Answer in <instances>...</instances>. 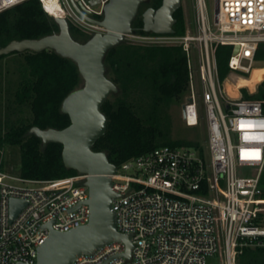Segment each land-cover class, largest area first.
<instances>
[{"label":"built area","instance_id":"2783aa9c","mask_svg":"<svg viewBox=\"0 0 264 264\" xmlns=\"http://www.w3.org/2000/svg\"><path fill=\"white\" fill-rule=\"evenodd\" d=\"M26 1L0 0V13ZM39 1L54 19L92 35L105 31L81 16L71 0ZM73 1L91 12L92 19L102 20L103 0H98V10L88 0ZM216 6L212 26L205 0H196L195 35L135 36L140 43L182 46L190 78L184 120L194 127L203 118L201 110L205 112L208 155L188 146H166L117 167L111 177L117 195L112 211L118 231L131 236V257L124 256L123 242H113L74 264H207L215 255H220L221 264H238L245 247L264 248V226L258 223L264 216V102L232 100L223 88L216 58L220 46L232 47L231 72L253 71L264 45V0H217ZM237 168H254L256 175L239 177ZM87 178L13 177L1 171L0 158V264H37L51 231L68 233L86 226L91 218ZM12 200L27 202L14 220Z\"/></svg>","mask_w":264,"mask_h":264},{"label":"trees","instance_id":"16d2710c","mask_svg":"<svg viewBox=\"0 0 264 264\" xmlns=\"http://www.w3.org/2000/svg\"><path fill=\"white\" fill-rule=\"evenodd\" d=\"M161 2L150 0L148 6L157 9ZM144 8L133 24L134 34L156 37L143 31ZM174 18L177 21L175 34L168 37H184L186 27L181 9ZM70 30L74 40L80 43L93 36L73 24H70ZM58 32L54 18L43 10L39 0H28L0 13V49L13 41L38 40ZM231 54L232 47L228 46H220L216 52L222 82L231 73L228 65ZM13 55L23 57V78L11 93L14 96L12 109L18 112L29 107L32 118L23 119L19 124L13 122L0 137V146H20L21 177L24 179L44 181L78 176V172L65 167L61 144L51 143L43 149L41 139L35 135L28 136L33 127L63 130L70 126V118L62 113L61 108L66 97L83 86L77 65L54 51L15 52L0 57V61ZM256 60H264V45L260 46ZM105 65L107 76L118 87L119 93L112 95L102 107V113L108 120L107 133L96 143L94 152H106L110 163L117 167L166 146L194 147L204 157L199 144L172 139L170 107L175 100L186 97L190 88L187 57L182 46L136 43L126 39L108 53ZM263 79L264 69H255L249 79L238 78L237 86L230 85L228 90L232 95L241 87H249L253 91ZM242 98L264 102V81L255 94L242 89ZM261 187L264 190V171ZM237 261L238 264H264V248L245 247Z\"/></svg>","mask_w":264,"mask_h":264},{"label":"water","instance_id":"95a60500","mask_svg":"<svg viewBox=\"0 0 264 264\" xmlns=\"http://www.w3.org/2000/svg\"><path fill=\"white\" fill-rule=\"evenodd\" d=\"M71 1L81 16L105 31L80 43L72 37L68 21L54 19L58 33L38 40L13 41L0 49V57L15 52L54 51L72 60L83 79V86L68 95L62 104L61 111L69 116L70 126L63 130L33 127L28 136L35 135L41 139L43 149L51 143L61 144L65 167L88 176L84 185L90 192L87 204L91 218L86 226L68 233L51 231L39 249L37 264H74L77 258L93 255L113 242H123L127 246L124 255L127 259L133 250L131 236L118 231L116 214L112 211V202L117 195L112 190L111 177L116 175L117 166L110 163L106 152H94L93 148L107 133L108 120L102 113V107L112 95L119 93L118 87L107 76L106 57L112 49L134 35L133 24L148 0H103L106 2L104 15L98 21L92 19L93 14L86 11L81 3ZM181 7L182 0H162L157 10L147 9L142 14L143 31L157 36L174 35L177 22L174 15ZM238 51L239 47H236L234 53ZM188 103L192 104L193 100L188 99ZM26 205L25 201L12 200L11 220ZM48 227L51 228V224Z\"/></svg>","mask_w":264,"mask_h":264},{"label":"rangeland","instance_id":"374dc122","mask_svg":"<svg viewBox=\"0 0 264 264\" xmlns=\"http://www.w3.org/2000/svg\"><path fill=\"white\" fill-rule=\"evenodd\" d=\"M88 2L95 8L100 9V2L98 0H88ZM206 11L209 22L213 26L215 22L216 15V0H205ZM182 13L184 15L186 34L195 35L197 30L195 27V16H196V0H182ZM133 36L127 38L131 42L140 43L137 38ZM136 39V40H135ZM23 57L19 55L9 56L8 58L0 61V137L3 136L8 130L9 126L13 122L17 124L21 123L23 119H31L32 114L29 107H23L22 110L16 112L13 110L12 103L14 101V93L23 78ZM247 65V63H244ZM264 68V60L257 61L254 66L255 69ZM253 70V71H254ZM252 76V71L250 74L242 73H230L227 79L222 82L223 88L227 91L228 96L233 99L237 97H242V89H247L249 94H255L257 92L259 84L256 85L255 89L252 91L249 87H241L237 90L235 95H232L228 86L236 87L238 84V78L249 79ZM198 81V76H197ZM185 98L180 100H175L169 110L171 121H172V139L174 141H181L187 143H197L199 144L205 153L208 155L207 151V133H206V123H205V112L201 110L200 116L203 117L199 124L194 127H188L183 117V105L185 104ZM224 106V103H223ZM185 146V145H183ZM179 147V146H178ZM190 147V146H188ZM194 148V147H192ZM0 158H1V171L9 176L20 177L21 176V161H22V151L20 146H13L5 144L0 146ZM237 175L239 177H255L256 169L254 168H237ZM259 225L264 226V216L258 222ZM207 264H221L220 255L212 256L208 259Z\"/></svg>","mask_w":264,"mask_h":264},{"label":"bare ground","instance_id":"6f19581e","mask_svg":"<svg viewBox=\"0 0 264 264\" xmlns=\"http://www.w3.org/2000/svg\"><path fill=\"white\" fill-rule=\"evenodd\" d=\"M257 69V68H256ZM264 69V68H263ZM254 70V69H253ZM252 73H253V71H252ZM264 81V79L260 82V83H262ZM259 83V84H260ZM189 117H190V121H191V123L192 124H195L196 123V117H195V114H194V112L192 111V110H190V112H189Z\"/></svg>","mask_w":264,"mask_h":264},{"label":"flooded vegetation","instance_id":"af4514ba","mask_svg":"<svg viewBox=\"0 0 264 264\" xmlns=\"http://www.w3.org/2000/svg\"><path fill=\"white\" fill-rule=\"evenodd\" d=\"M149 3H150V0H148V2H146L145 4H143L142 7H141V9H140V11H142V8H144V7H145V8H144V12H145L147 9H149V8H153V9H155V8L152 7V6H148ZM161 5H162V2H161ZM161 5H160V6H161ZM160 6H159V7H160ZM159 7H158V8H159ZM158 8H157V9H158ZM157 9H155V10H157Z\"/></svg>","mask_w":264,"mask_h":264}]
</instances>
